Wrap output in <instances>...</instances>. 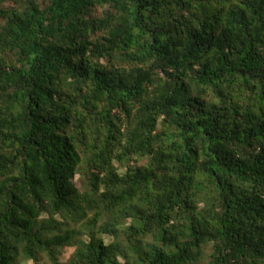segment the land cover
Returning a JSON list of instances; mask_svg holds the SVG:
<instances>
[{"label": "trees", "instance_id": "1", "mask_svg": "<svg viewBox=\"0 0 264 264\" xmlns=\"http://www.w3.org/2000/svg\"><path fill=\"white\" fill-rule=\"evenodd\" d=\"M65 247L264 264V0H0V264Z\"/></svg>", "mask_w": 264, "mask_h": 264}, {"label": "rangeland", "instance_id": "2", "mask_svg": "<svg viewBox=\"0 0 264 264\" xmlns=\"http://www.w3.org/2000/svg\"><path fill=\"white\" fill-rule=\"evenodd\" d=\"M80 180H81V176L77 175L76 178V184L79 187L80 186ZM104 240L105 243H109L111 241V238L106 236V235H102L101 236ZM74 251V247H65L61 250V253L58 257V261L60 264H67V262L69 261L72 253ZM40 264H51V262L45 257V256H41V260L39 262ZM19 264H35L33 261H21Z\"/></svg>", "mask_w": 264, "mask_h": 264}]
</instances>
